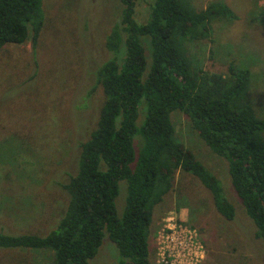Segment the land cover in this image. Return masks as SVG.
Wrapping results in <instances>:
<instances>
[{"label": "trees", "instance_id": "trees-1", "mask_svg": "<svg viewBox=\"0 0 264 264\" xmlns=\"http://www.w3.org/2000/svg\"><path fill=\"white\" fill-rule=\"evenodd\" d=\"M137 1L118 0L117 19L104 38L107 58L93 78L102 102L59 184L66 202L56 224L41 236L0 231V249H43L51 253L47 264H88L106 236L117 250L116 264H153L152 211L177 172L194 177L215 212L231 221L234 209L217 179L176 137L173 112L227 163L253 237L264 242V119L247 102L248 71L233 64L224 74L204 70L190 48L209 38L214 21H231L234 13L221 1L200 10L190 0H149L143 22H136ZM42 22L40 0H0V48L28 37L34 48ZM119 184L125 198L117 213Z\"/></svg>", "mask_w": 264, "mask_h": 264}, {"label": "rangeland", "instance_id": "rangeland-1", "mask_svg": "<svg viewBox=\"0 0 264 264\" xmlns=\"http://www.w3.org/2000/svg\"><path fill=\"white\" fill-rule=\"evenodd\" d=\"M211 1L226 4L236 18L214 21L209 38L190 48L204 70L224 74L228 64L247 70V102L264 119V0H190L200 10ZM147 3L136 2V22H143ZM40 5L43 22L34 48L29 37L0 48V231L39 236L63 211L66 196L59 184L74 165L75 143L99 111L102 94L93 78L107 58L103 41L117 19L119 2L40 0ZM171 122L182 145L217 179L234 216L224 220L210 193L194 177L177 172L171 190L152 211L151 263L159 261L161 230L171 227L168 218H174L197 234L202 257L194 264H263L264 242L253 237L255 227L230 186L227 163L208 149L182 114L173 112ZM124 198L119 184L117 213ZM50 255L43 249H0V264H47ZM117 260L114 244L104 236L88 264Z\"/></svg>", "mask_w": 264, "mask_h": 264}, {"label": "built area", "instance_id": "built-area-1", "mask_svg": "<svg viewBox=\"0 0 264 264\" xmlns=\"http://www.w3.org/2000/svg\"><path fill=\"white\" fill-rule=\"evenodd\" d=\"M168 219L172 226L161 230L160 236L164 235V242L158 244L157 264H194L197 258L202 257V247L196 232L185 226L182 220L176 222L174 218Z\"/></svg>", "mask_w": 264, "mask_h": 264}]
</instances>
